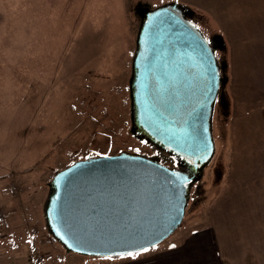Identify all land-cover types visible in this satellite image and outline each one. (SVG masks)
I'll return each mask as SVG.
<instances>
[{"label": "rangeland", "instance_id": "374dc122", "mask_svg": "<svg viewBox=\"0 0 264 264\" xmlns=\"http://www.w3.org/2000/svg\"><path fill=\"white\" fill-rule=\"evenodd\" d=\"M168 3L181 5L216 57L214 153L192 181L173 234L127 263L88 261L166 264L190 239L216 250L214 232H186L206 213L226 236L258 229L251 235L261 236L255 244L264 251V0H0V264H89L69 255L46 225L55 171L125 153L183 167L132 127L139 10ZM222 239L224 251L233 250L226 260L250 249L245 240Z\"/></svg>", "mask_w": 264, "mask_h": 264}, {"label": "water", "instance_id": "95a60500", "mask_svg": "<svg viewBox=\"0 0 264 264\" xmlns=\"http://www.w3.org/2000/svg\"><path fill=\"white\" fill-rule=\"evenodd\" d=\"M139 15L133 131L181 159L190 173L126 153L57 171L46 225L67 251L83 256L131 255L168 238L183 219L191 182L213 155L210 121L221 78L212 47L176 4Z\"/></svg>", "mask_w": 264, "mask_h": 264}, {"label": "crops", "instance_id": "0c3cea01", "mask_svg": "<svg viewBox=\"0 0 264 264\" xmlns=\"http://www.w3.org/2000/svg\"><path fill=\"white\" fill-rule=\"evenodd\" d=\"M238 215H244V214H238ZM212 216L213 215L211 213H206V214H204L205 219H202L199 215L196 223H191L187 226L186 232L190 236L197 235L198 233L206 232V231L207 232H214V234H212V235H214V237H217V239L219 240V242L217 241V245L219 246L218 249L214 250L212 248V246H210L211 241H207L205 245L201 246V249L194 242H191V239L188 240L187 242L185 241V243L182 241L183 244L180 243V245L183 247V249L175 250L174 252H171L169 255H167V257L163 258V259L168 260V262L166 264H259L261 261H264L263 247L260 248L258 244H255V243H258L260 241L261 236H259V234H257L256 235L257 237L254 238V236L251 235V233H253V229H256V228H253V227L248 228L246 234H244V235H242V234H238V235L230 234L229 236L228 235L226 236L225 232L221 233V231H219V228L217 225L212 227L209 224V221L210 222L212 221ZM242 226L246 227L247 225H242ZM210 227H212L216 230H214ZM256 230H257V232H259L258 229H256ZM183 234H182V236H183ZM224 237H231L232 240H234L235 242H243L245 240L246 244L250 247L251 250L246 249V248H240L241 251H239L238 249H235L234 252L239 254V255L242 254L243 257H240V258L231 257V259L229 257L226 260V257L229 254H231V255L233 254V250L231 248V250L224 251L223 245L220 242V241H224L222 239ZM209 238H210V234H209ZM234 241H232L231 244L236 245V243ZM161 243H159V244H161ZM142 252H140V253H142ZM250 252H252L254 257L246 258L248 255H250ZM67 253L69 255L78 256L79 258L85 257L84 260L89 264H92V261L91 260L88 261L89 260L88 258L93 259V260H97V258H98V257L83 256V255H79V254H76L73 252H67ZM140 253H137L135 255H127V256L119 257V258H115V259L126 260V263H127V262H129L128 260L132 261ZM108 259L114 260V258H108ZM225 260H226V262H225ZM223 261H224V263H223ZM126 263H124V264H126Z\"/></svg>", "mask_w": 264, "mask_h": 264}, {"label": "flooded vegetation", "instance_id": "af4514ba", "mask_svg": "<svg viewBox=\"0 0 264 264\" xmlns=\"http://www.w3.org/2000/svg\"><path fill=\"white\" fill-rule=\"evenodd\" d=\"M181 163H182V165H183V168H181V170H182L184 173L189 174V173H190V170H189L187 164H186L185 162H181Z\"/></svg>", "mask_w": 264, "mask_h": 264}, {"label": "trees", "instance_id": "16d2710c", "mask_svg": "<svg viewBox=\"0 0 264 264\" xmlns=\"http://www.w3.org/2000/svg\"><path fill=\"white\" fill-rule=\"evenodd\" d=\"M75 162H76V161H75ZM73 163H74V162H73ZM58 171H59V170H58ZM56 172H57V171H55V173H56ZM55 173H54V174H55Z\"/></svg>", "mask_w": 264, "mask_h": 264}]
</instances>
